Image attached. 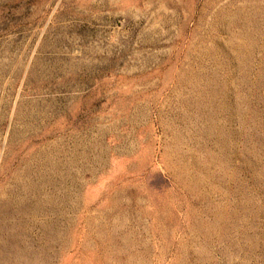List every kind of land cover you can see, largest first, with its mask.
Here are the masks:
<instances>
[{"label":"rangeland","instance_id":"1","mask_svg":"<svg viewBox=\"0 0 264 264\" xmlns=\"http://www.w3.org/2000/svg\"><path fill=\"white\" fill-rule=\"evenodd\" d=\"M0 264H264V0H0Z\"/></svg>","mask_w":264,"mask_h":264}]
</instances>
